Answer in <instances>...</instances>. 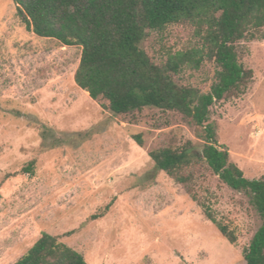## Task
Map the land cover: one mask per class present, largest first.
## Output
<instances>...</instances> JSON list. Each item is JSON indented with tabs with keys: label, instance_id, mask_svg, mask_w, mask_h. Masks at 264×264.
Listing matches in <instances>:
<instances>
[{
	"label": "rangeland",
	"instance_id": "rangeland-1",
	"mask_svg": "<svg viewBox=\"0 0 264 264\" xmlns=\"http://www.w3.org/2000/svg\"><path fill=\"white\" fill-rule=\"evenodd\" d=\"M197 42L194 28L181 23L151 30L142 46L162 63ZM81 51L37 35L14 0H0V264L16 262L43 232L88 264H244V249L262 224L249 196L224 183L202 158L185 185L156 169L149 156L152 149L192 141L198 158L203 128L157 108L114 115L103 106L108 101L92 99L76 84ZM239 60L252 79L244 92L216 102L210 121L230 161L247 178H261L264 39L242 41ZM217 70L207 60L176 79L208 92ZM205 207L234 233V243Z\"/></svg>",
	"mask_w": 264,
	"mask_h": 264
},
{
	"label": "trees",
	"instance_id": "trees-1",
	"mask_svg": "<svg viewBox=\"0 0 264 264\" xmlns=\"http://www.w3.org/2000/svg\"><path fill=\"white\" fill-rule=\"evenodd\" d=\"M17 14L26 26L42 37L65 45L80 46L81 57L74 73L76 84L116 116H133L145 108L180 113L203 128L204 145L187 141L178 148L149 151L155 168L175 182L189 185L194 165L204 159L231 188L245 192L262 224L244 249V264H264V177L247 178L230 161V153L217 139L210 121L211 107L232 92L242 93L252 79V70L239 60L242 41L264 39V0H14ZM185 23L195 30L198 42L168 54L156 63L143 48L151 30ZM218 70L208 92L176 79L184 69L198 70L207 61ZM139 145L142 135L134 136ZM30 168H27L28 170ZM194 200L198 197L193 193ZM109 208V205L106 209ZM206 216L230 242L236 237L217 221L207 207ZM13 264H88L83 255L43 232L33 246Z\"/></svg>",
	"mask_w": 264,
	"mask_h": 264
},
{
	"label": "bare ground",
	"instance_id": "bare-ground-1",
	"mask_svg": "<svg viewBox=\"0 0 264 264\" xmlns=\"http://www.w3.org/2000/svg\"><path fill=\"white\" fill-rule=\"evenodd\" d=\"M86 93H88V92L86 91Z\"/></svg>",
	"mask_w": 264,
	"mask_h": 264
}]
</instances>
